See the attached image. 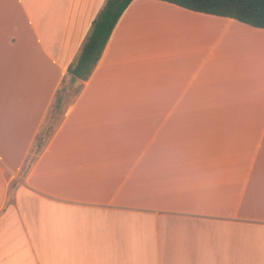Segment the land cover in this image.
Segmentation results:
<instances>
[{
    "label": "crops",
    "instance_id": "obj_1",
    "mask_svg": "<svg viewBox=\"0 0 264 264\" xmlns=\"http://www.w3.org/2000/svg\"><path fill=\"white\" fill-rule=\"evenodd\" d=\"M105 1L0 0V264H264V29L134 0L80 81Z\"/></svg>",
    "mask_w": 264,
    "mask_h": 264
},
{
    "label": "trees",
    "instance_id": "obj_2",
    "mask_svg": "<svg viewBox=\"0 0 264 264\" xmlns=\"http://www.w3.org/2000/svg\"><path fill=\"white\" fill-rule=\"evenodd\" d=\"M134 0H106L93 20L88 35L68 74L86 81L96 67L118 20ZM206 15L229 18L264 29V0H157Z\"/></svg>",
    "mask_w": 264,
    "mask_h": 264
},
{
    "label": "rangeland",
    "instance_id": "obj_3",
    "mask_svg": "<svg viewBox=\"0 0 264 264\" xmlns=\"http://www.w3.org/2000/svg\"><path fill=\"white\" fill-rule=\"evenodd\" d=\"M145 53H147V51L142 50V51L140 52V54H142V57H146V58H148V54H145Z\"/></svg>",
    "mask_w": 264,
    "mask_h": 264
}]
</instances>
